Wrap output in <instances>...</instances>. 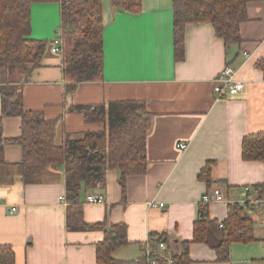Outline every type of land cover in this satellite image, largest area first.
<instances>
[{
  "label": "crops",
  "instance_id": "crops-1",
  "mask_svg": "<svg viewBox=\"0 0 264 264\" xmlns=\"http://www.w3.org/2000/svg\"><path fill=\"white\" fill-rule=\"evenodd\" d=\"M174 1L142 0L141 12L131 14L102 0L104 63L99 82H85L72 94L66 92L62 54L51 52L48 44L38 67L13 68L8 83L1 86L20 92L25 110L57 122L56 145L104 127L86 122L82 113L68 111L72 105L144 102L151 115L146 172L126 179L124 195L117 170L107 172L103 187L80 193L86 224L126 226L128 245L113 253L122 261L140 258L151 234H165L174 250L179 242H191L205 193L224 199L206 209L210 221L222 222L228 203L244 202L250 188L264 180L262 162L241 158L242 139L264 133V68L260 67L264 64V1L248 3L238 44H224L209 23L187 26L181 62L174 59ZM30 25L32 39L51 42L60 27L58 4H32ZM226 66L236 72L244 91L217 100L213 80ZM1 125L4 138L20 135L19 117L3 118ZM179 144H186V149H178ZM21 156L19 145H5L7 162L17 163ZM207 163L211 164L210 188L197 179ZM36 174L33 183L17 176L12 184L0 185V245L12 247L15 264H95V248L103 232L66 229L67 203L59 200L65 195L63 168L46 167ZM89 195H102L104 204H86ZM251 217L257 241L248 245L264 247V210L252 212ZM235 247H230L229 262L218 263L212 249L193 243L190 259L192 264H260L264 259L249 253L235 258Z\"/></svg>",
  "mask_w": 264,
  "mask_h": 264
},
{
  "label": "trees",
  "instance_id": "trees-1",
  "mask_svg": "<svg viewBox=\"0 0 264 264\" xmlns=\"http://www.w3.org/2000/svg\"><path fill=\"white\" fill-rule=\"evenodd\" d=\"M264 0H176L173 4L172 39L174 59L184 58V35L189 25L209 23L216 38L224 44L241 41L239 26L247 20L246 7L251 2ZM114 10L138 14L142 0H109ZM34 3H56L60 8L58 36L62 54V75L66 92L72 94L78 85L102 80L104 51L102 0H0V185H10L15 177L26 184L33 183L36 172L62 167L64 171L66 229L69 231L101 230L103 240L95 248V264H146L142 256L134 261L115 259L113 253L128 245L123 223L88 225L83 221L80 193L103 187L108 171L119 172L118 184L124 195L126 179L143 175L148 166L146 135L151 127V115L144 102L113 101L99 105H72L70 112L84 115L88 123H100L99 132L83 133L79 139H66L61 145L54 142L55 121L45 120L40 112L23 108L22 94L15 89L2 88L14 66H39L47 45L51 42L30 37V8ZM264 68V64H261ZM19 117L20 135L6 139L2 136L1 119ZM7 144L20 146L22 156L17 163L4 158ZM244 161H259L264 170V133L246 136L241 143ZM211 164L207 163L197 179L207 188L211 186ZM250 197L264 200V180L250 188ZM250 200L228 203L226 218L219 228L217 221L206 215L208 206L199 205L198 220L193 226L191 242L169 243L165 234H151L152 247L166 244L171 264H192L190 244H204L216 254L218 263L229 262L233 244L257 241L254 232L255 211ZM264 242V238L261 240ZM0 264H15L11 246L0 245Z\"/></svg>",
  "mask_w": 264,
  "mask_h": 264
},
{
  "label": "built area",
  "instance_id": "built-area-1",
  "mask_svg": "<svg viewBox=\"0 0 264 264\" xmlns=\"http://www.w3.org/2000/svg\"><path fill=\"white\" fill-rule=\"evenodd\" d=\"M51 52L61 53L60 47V38L58 36V31L56 32L55 37L51 41ZM245 57H248V54H243ZM236 72L229 66L224 67L219 74L213 80V94L217 100L222 99H231L236 96H239L244 91V84L236 80ZM187 147L186 144H179L177 146L180 150H185ZM60 202L65 203V195L59 197ZM250 200V204L254 206L255 211L264 210V200L253 199L250 195L246 198L244 202ZM224 201L221 195L217 193H205L201 200L200 204L204 206H209L213 203H219ZM86 204L90 205H103L104 197L102 195H89L85 199ZM152 207H155V204H149ZM159 207H163V204H159ZM14 209L10 210V213H13ZM219 228H223L222 222L218 223ZM146 264H171V260L168 254H166V244L157 243L155 247H152L151 241L149 238L144 243L142 248V255Z\"/></svg>",
  "mask_w": 264,
  "mask_h": 264
},
{
  "label": "rangeland",
  "instance_id": "rangeland-1",
  "mask_svg": "<svg viewBox=\"0 0 264 264\" xmlns=\"http://www.w3.org/2000/svg\"><path fill=\"white\" fill-rule=\"evenodd\" d=\"M23 66H14L13 68H18ZM236 246V247H235ZM233 247H235V258L241 257L242 255H246L249 253L253 256H264V247H261L260 245H244V244H233ZM260 264H264V259H260ZM234 263V261H233Z\"/></svg>",
  "mask_w": 264,
  "mask_h": 264
},
{
  "label": "water",
  "instance_id": "water-1",
  "mask_svg": "<svg viewBox=\"0 0 264 264\" xmlns=\"http://www.w3.org/2000/svg\"><path fill=\"white\" fill-rule=\"evenodd\" d=\"M119 12H121V11H119Z\"/></svg>",
  "mask_w": 264,
  "mask_h": 264
}]
</instances>
